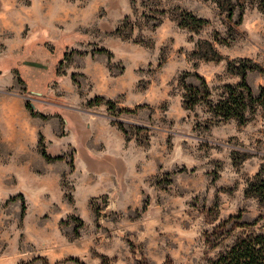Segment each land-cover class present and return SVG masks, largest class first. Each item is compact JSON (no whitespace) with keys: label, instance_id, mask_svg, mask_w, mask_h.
<instances>
[{"label":"rangeland","instance_id":"obj_1","mask_svg":"<svg viewBox=\"0 0 264 264\" xmlns=\"http://www.w3.org/2000/svg\"><path fill=\"white\" fill-rule=\"evenodd\" d=\"M231 1L0 0V264H215L264 234V104L207 103L228 61L264 88V9Z\"/></svg>","mask_w":264,"mask_h":264},{"label":"trees","instance_id":"obj_2","mask_svg":"<svg viewBox=\"0 0 264 264\" xmlns=\"http://www.w3.org/2000/svg\"><path fill=\"white\" fill-rule=\"evenodd\" d=\"M220 7H223L225 0H214ZM228 17L233 15L236 3L228 0ZM259 4L264 9V0H259ZM182 21L183 25L192 24L194 28L201 27L206 21L202 18H197L194 15L188 14ZM250 61L249 59H246ZM245 62V61H244ZM235 65V61H228L227 69L230 72L240 75V81L236 84H225L223 86L222 94L216 102H207L209 110L222 119H228L231 117L237 118L241 121L245 120V111L252 109L257 105L264 104V88L260 90L258 95H254L250 86L246 81V74L248 70L256 68V65H249L246 63ZM185 86V97L187 98V105L191 108L200 99H204L208 96V91L205 81H202L201 87L203 90H199L193 85ZM98 100V99H97ZM33 115H39L41 118H47L43 113L35 112L31 104L27 105ZM133 107V109H135ZM40 154L47 161L59 159L61 155L51 156L44 147L39 149ZM250 184L249 190L255 193L264 200V179L258 178ZM215 264H264V234H257L254 236H246L240 244L230 248V251L221 256Z\"/></svg>","mask_w":264,"mask_h":264},{"label":"crops","instance_id":"obj_3","mask_svg":"<svg viewBox=\"0 0 264 264\" xmlns=\"http://www.w3.org/2000/svg\"><path fill=\"white\" fill-rule=\"evenodd\" d=\"M87 165H88L87 166L88 172L95 171V169H101V164H97L95 160H91V162H89V164H87ZM105 169H108V168H105ZM109 172H110V170H102L103 174H106V173H109ZM104 178L105 177L103 176L102 179H104ZM99 181H101V177L99 178ZM91 192H93V193H98L99 192L100 193V192H102V190H101V188H97L96 187L95 189L93 188L91 190Z\"/></svg>","mask_w":264,"mask_h":264},{"label":"water","instance_id":"obj_4","mask_svg":"<svg viewBox=\"0 0 264 264\" xmlns=\"http://www.w3.org/2000/svg\"><path fill=\"white\" fill-rule=\"evenodd\" d=\"M23 63L26 64L27 66H29L28 69L32 68L35 71H38L36 67H39V68L47 67L48 68V65L46 63H42L41 61H38V60H31V59L30 60H24ZM40 73H41L40 71L36 72L37 75H39ZM29 90L34 91V92L36 91L34 89H29Z\"/></svg>","mask_w":264,"mask_h":264}]
</instances>
